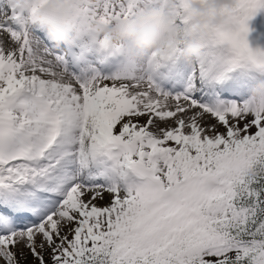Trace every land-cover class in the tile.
I'll return each mask as SVG.
<instances>
[{
	"label": "rangeland",
	"instance_id": "374dc122",
	"mask_svg": "<svg viewBox=\"0 0 264 264\" xmlns=\"http://www.w3.org/2000/svg\"><path fill=\"white\" fill-rule=\"evenodd\" d=\"M196 2V16L171 0H12L1 13L0 181L22 183L18 196L40 194L45 209L50 196L60 198L37 224L0 231L2 238L14 234L10 241L16 234L24 239L16 250L9 245L10 253L0 251V264H75L97 242L114 263L129 264L126 249L146 245L149 228L163 225L149 219L165 211L163 203L150 206L134 166L154 165L155 174L167 178L178 175L182 159L206 147L213 156H224L230 143L238 150L241 145L244 158L234 164L228 182L251 171L253 156L264 151V0ZM211 4L221 11L210 21ZM18 18L22 31L9 26ZM101 29L124 57L121 72L112 76L89 73L91 58L84 57L80 71L61 64L38 36L50 33L82 48ZM198 61L196 77L208 87L236 94L251 83L256 97L247 107L231 101L221 111L205 109L185 91L195 81L191 66ZM152 62L181 93L155 82ZM160 72L155 77H162ZM214 98L211 105L219 106ZM177 178L168 185H176ZM217 189L225 193L230 186ZM207 213L183 212L173 221L180 228L194 226L200 245L206 239L214 243ZM134 222L141 225L134 228ZM30 231L35 241L27 239ZM213 245L202 254L205 259Z\"/></svg>",
	"mask_w": 264,
	"mask_h": 264
},
{
	"label": "trees",
	"instance_id": "16d2710c",
	"mask_svg": "<svg viewBox=\"0 0 264 264\" xmlns=\"http://www.w3.org/2000/svg\"><path fill=\"white\" fill-rule=\"evenodd\" d=\"M186 7L191 10L190 4L187 3ZM241 181L234 183L235 191L229 198L232 200L233 215L226 217L223 209L219 208L218 216L215 215L218 220L215 229L235 240L248 243L250 247L245 244L242 253L229 255L215 264H262L264 260V151L258 154L251 171L241 177ZM91 256L80 258L77 264H112L107 256ZM191 264L210 263L196 259Z\"/></svg>",
	"mask_w": 264,
	"mask_h": 264
},
{
	"label": "bare ground",
	"instance_id": "6f19581e",
	"mask_svg": "<svg viewBox=\"0 0 264 264\" xmlns=\"http://www.w3.org/2000/svg\"><path fill=\"white\" fill-rule=\"evenodd\" d=\"M84 48H89L90 45L89 44H86L83 46ZM44 193V192H43ZM1 194V192H0ZM5 195L9 198H11V200H13L14 202L17 200V197H16V190L13 189L12 192H5ZM27 239L28 240H32V241H35V236H33V232L30 231L27 233L26 235ZM13 236L12 237H6V238H2L1 239V242H0V251L3 254H7V253H10V251L8 250V247L9 245H11V247L16 250L17 246H19L21 243H23L24 239L23 237L21 238V236L17 235L15 236V239L13 241H10L12 240ZM21 246V245H20Z\"/></svg>",
	"mask_w": 264,
	"mask_h": 264
}]
</instances>
